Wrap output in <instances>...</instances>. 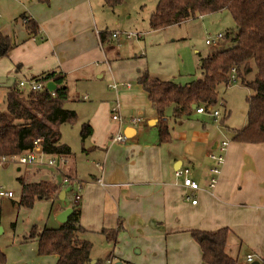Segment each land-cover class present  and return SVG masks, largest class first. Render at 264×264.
Returning <instances> with one entry per match:
<instances>
[{"label": "crops", "instance_id": "obj_1", "mask_svg": "<svg viewBox=\"0 0 264 264\" xmlns=\"http://www.w3.org/2000/svg\"><path fill=\"white\" fill-rule=\"evenodd\" d=\"M23 15L38 24L36 36L28 33L20 20ZM104 32L93 0H0V33L15 44L7 57L0 56V93L6 98L19 82L51 72L66 76L70 93V88L77 89L81 83L108 74L118 85L117 89L111 86L114 102L97 103L87 122L93 134L82 139L89 143L88 152L102 160L98 173L80 185V194L76 193L85 234L102 230L116 233L115 249L117 245L122 248L109 254L107 261L114 258L111 264H205L190 231L228 228L237 237L228 248L239 250L238 263L250 264L248 257L252 256V262L264 264V144L234 142L233 131L238 129L224 127L223 122L222 127L214 126L209 121L193 120V115L175 120L172 107L160 118L138 83L139 73L147 69L139 70L138 65L129 68L127 59L109 44L119 41L124 33L134 34L132 38L141 42L143 34L116 30L108 33H119V37H110L102 44L100 34ZM79 99L88 101L89 96ZM116 104L126 121L122 126L112 119ZM194 113L212 117L196 110ZM132 118L142 121L132 124ZM161 122L169 126L170 143H159ZM120 129L126 142L114 143L112 139ZM224 141L229 142L225 163L217 186L211 189L208 175L215 163L210 155L218 154ZM70 157L50 158L57 161L50 168L63 176L59 186L65 198L69 191L75 194L76 178L71 167L64 174L59 164L65 165ZM180 169H190L191 177L200 184L199 191H190L196 205L186 200L182 180L175 178ZM75 207H60L56 216ZM99 261L92 256L93 264Z\"/></svg>", "mask_w": 264, "mask_h": 264}, {"label": "trees", "instance_id": "obj_2", "mask_svg": "<svg viewBox=\"0 0 264 264\" xmlns=\"http://www.w3.org/2000/svg\"><path fill=\"white\" fill-rule=\"evenodd\" d=\"M125 0H104L105 5L117 7ZM228 11L235 24L236 35L232 46L200 60L201 78L186 85L173 80H163L141 71L138 83L148 93L153 109L164 118L167 109L173 108L175 120L193 115V105L204 107L208 112L219 103L220 93L229 87L242 84L252 94L247 98V124L233 131V141L245 144H264V0H159L155 12L149 19L152 31L179 26L198 16ZM20 20L30 35L36 36L38 24L23 15ZM17 23V20H16ZM111 34H100L102 44ZM230 39L226 33L221 40ZM220 41V42H221ZM15 48L8 35L0 33V56L7 57ZM252 62L256 74L252 80ZM33 81L54 82L57 89L50 92L47 87L41 91L10 89L6 98V111H0V159L13 158L31 153L39 143L42 152L52 157L72 156L69 146L61 142L60 127L75 122L78 114L65 108L70 99L66 76L51 72ZM159 143L171 142L169 126L159 125ZM93 134L89 123L82 125V139ZM61 193L60 186L53 181L22 183L20 206L32 208L37 200H54ZM81 209L77 204L66 224L57 229L34 228L26 242H35L40 257H56L57 264H92V243L83 239L86 230L80 223ZM1 223V210H0ZM115 241V232L103 231ZM190 236L201 251L205 264H239V250L229 249L232 239H237L228 228L217 231H190ZM241 246V241H239ZM6 254L0 249V264H6Z\"/></svg>", "mask_w": 264, "mask_h": 264}, {"label": "rangeland", "instance_id": "obj_3", "mask_svg": "<svg viewBox=\"0 0 264 264\" xmlns=\"http://www.w3.org/2000/svg\"><path fill=\"white\" fill-rule=\"evenodd\" d=\"M158 1L125 0L117 7H109L105 5L104 0H93V5L97 20L104 31L118 30L143 34L146 42L144 40L138 42L133 38L127 40L122 36L119 41H115L116 43L114 41L109 43L110 46L117 48L123 59H127L129 68L138 65L139 70L146 68L153 77L163 79L161 76H168L170 80L186 85L201 78L200 57L206 58L210 53L232 46L231 40L236 35L235 24L230 13L223 11L198 16L180 26L155 33L150 29L149 19L155 12ZM226 33L230 34V39L219 42L216 47L206 45V40H214L219 34ZM118 42H121V47L118 46ZM198 53H201L200 56ZM251 66L253 71L248 77L249 80H252L256 74L253 62ZM121 74L124 76L123 72ZM113 85L114 80H111L109 74L103 79L95 77L93 81L81 83L77 89L70 88V99L64 105L66 109L75 110L78 114L75 122L60 127L61 142L70 146L72 156L65 165L60 162L59 168L64 174L68 173L69 167L73 169L76 178L75 194L69 191L65 199L59 196L51 201L37 200L32 208L20 206L22 183L53 181L59 186L63 183V176L56 169L48 166L52 157L44 155L42 151L35 153V162L26 165L19 164L18 159L14 157L0 159V191L13 194L11 198L0 196V249L6 254V264H57L56 257H40L36 243L26 242L25 238L34 228L38 232L44 228H59L61 223L56 216L57 210L70 204L75 206L79 204L75 196L76 193L80 194V185L83 187L100 170L102 160L96 157L98 154L88 152L89 143L87 140L82 141L81 130L82 125L89 122L88 119L97 103L114 100L115 90L111 89ZM251 94V90L242 84L233 85L220 93L219 103L214 109L220 113L217 121L213 117H210L211 120L205 116L198 117L196 113L193 114L192 119L209 121L211 125L219 127L223 126V122L224 127L241 129L247 124V98ZM85 95L89 96L88 101L79 99ZM6 108L5 94L0 93V111H6ZM225 135L229 139L230 134L227 130ZM103 231L88 232L82 238L92 243V256L99 258V264H109L107 261L109 254L117 252L122 247L117 245L115 249V241ZM111 259L114 263V258Z\"/></svg>", "mask_w": 264, "mask_h": 264}, {"label": "built area", "instance_id": "obj_4", "mask_svg": "<svg viewBox=\"0 0 264 264\" xmlns=\"http://www.w3.org/2000/svg\"><path fill=\"white\" fill-rule=\"evenodd\" d=\"M123 36L126 37L127 39H131L132 37H135L134 34H130V33H124ZM112 37L114 39H117L119 37V33H112ZM223 38H224V35L219 34L216 37V39H214V40L208 39L206 41V44L216 46L219 44V42ZM124 86L129 87L130 85L124 84ZM46 87H47V83L43 84V83H40L38 81H33V80L21 81L18 84V88L21 90L28 88L29 90H33V91H41V90L45 89ZM113 88L117 89L118 85L117 84L113 85ZM196 112L199 114L209 113L214 118L215 121H217L220 118V113L217 110H211L208 112L204 107H200V108L197 107ZM112 119H113V121L117 122L120 126H122L124 123H126L125 119L122 117V115L120 113V107L118 104H116L112 109ZM141 121H142L141 118H132L129 120V122H131L132 124L140 123ZM126 139H127L126 136L123 134L122 130L120 129L115 134L112 141L114 143L121 144V143L126 142ZM35 145H36V148L34 149L33 152L28 153V155L23 154L22 156L14 157V159L17 158L18 163L22 164V165H26V164L35 162L36 161L35 153L38 151V149H41L38 142H35ZM228 146H229V142L224 141L221 143V145L219 147V153L210 155L211 159L215 163L214 166L209 170V175H208V184H209V187L211 189H214L218 184V180H219V177H220L221 172H222V167L225 163V153L227 151ZM4 159H7V158H4ZM56 162H57L56 159H51L49 161V166L55 167ZM175 178L182 180V184L187 191V193L185 195L186 200H189L192 202L193 205H196L197 200L192 198L190 191L191 192L199 191L200 190V184L191 177V170L190 169H180V170L175 172ZM0 196L3 198H11V197H13V194L10 192L6 193L3 191H0ZM75 198H76V200H79L80 199L79 194L76 195ZM248 261L249 262L253 261L252 256L248 257ZM108 263L111 264L112 262L108 261Z\"/></svg>", "mask_w": 264, "mask_h": 264}, {"label": "water", "instance_id": "obj_5", "mask_svg": "<svg viewBox=\"0 0 264 264\" xmlns=\"http://www.w3.org/2000/svg\"><path fill=\"white\" fill-rule=\"evenodd\" d=\"M47 89L50 91V92H53L57 89V85L54 83V82H49L47 84ZM192 109L195 111L197 109V106L196 105H193ZM61 199H64L65 198V193H61L60 195ZM74 212V209L73 208H67L65 209L58 217V220L62 223V224H66L69 217L73 214ZM93 264V263H92ZM118 264H122V263H118ZM250 264H260V262L258 261H255V262H251Z\"/></svg>", "mask_w": 264, "mask_h": 264}, {"label": "bare ground", "instance_id": "obj_6", "mask_svg": "<svg viewBox=\"0 0 264 264\" xmlns=\"http://www.w3.org/2000/svg\"><path fill=\"white\" fill-rule=\"evenodd\" d=\"M218 45H219V44H218ZM218 45H216V46H218ZM211 46H212V45H211ZM216 46H215V47H216Z\"/></svg>", "mask_w": 264, "mask_h": 264}]
</instances>
